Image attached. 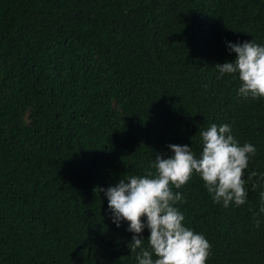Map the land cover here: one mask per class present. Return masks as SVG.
Returning a JSON list of instances; mask_svg holds the SVG:
<instances>
[{"label": "trees", "instance_id": "trees-1", "mask_svg": "<svg viewBox=\"0 0 264 264\" xmlns=\"http://www.w3.org/2000/svg\"><path fill=\"white\" fill-rule=\"evenodd\" d=\"M251 40L264 0H0V264H138L99 188L154 171L169 144L199 157L213 123L257 150L246 202L216 203L194 173L176 206L207 264H264V98L215 67Z\"/></svg>", "mask_w": 264, "mask_h": 264}, {"label": "clouds", "instance_id": "clouds-1", "mask_svg": "<svg viewBox=\"0 0 264 264\" xmlns=\"http://www.w3.org/2000/svg\"><path fill=\"white\" fill-rule=\"evenodd\" d=\"M227 47L236 56L233 62L215 65L217 79L225 74L238 75L240 97L264 98V46L251 40L227 42ZM231 131L229 124L213 123L200 132L199 157L189 145L169 144L174 154L168 158L157 154L154 171L99 188L107 197L113 223L119 227L121 222H128L127 230L133 233L128 246L136 253L138 264H207L211 244L203 234L184 226L185 217L176 205L185 197L173 188L185 186L195 173L216 203L222 202L225 208L232 202L243 205L247 199L245 170L257 150L251 143L241 146ZM255 175L251 173L249 178ZM260 197L264 202V192ZM260 212L264 213V203ZM145 228L150 230L147 248L143 246Z\"/></svg>", "mask_w": 264, "mask_h": 264}]
</instances>
